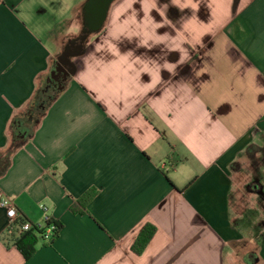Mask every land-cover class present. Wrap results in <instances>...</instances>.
I'll use <instances>...</instances> for the list:
<instances>
[{"label": "crops", "instance_id": "1", "mask_svg": "<svg viewBox=\"0 0 264 264\" xmlns=\"http://www.w3.org/2000/svg\"><path fill=\"white\" fill-rule=\"evenodd\" d=\"M85 2L0 0V156L80 35ZM73 63L0 175L20 217L41 227L49 217L58 237L25 259L0 208V264H229L239 253L264 264L242 167L264 138V0H114ZM147 223L156 233L137 256Z\"/></svg>", "mask_w": 264, "mask_h": 264}, {"label": "trees", "instance_id": "2", "mask_svg": "<svg viewBox=\"0 0 264 264\" xmlns=\"http://www.w3.org/2000/svg\"><path fill=\"white\" fill-rule=\"evenodd\" d=\"M65 84L66 82H63L59 86H53L51 83L47 82V79L42 81L28 103L25 112L13 120L11 124L12 132L10 146L8 150L0 156V175H2L8 168L11 155L23 146L25 141L31 137L34 128L39 124L51 104L60 95L65 87ZM60 86L62 87L61 90L59 89ZM245 157L249 161V171L252 177V185L250 184V186H247L248 190L250 191L252 188L250 192L258 195L259 210L264 213V201H262L264 191L261 184L262 171L264 170V138L261 146L250 145L245 152ZM94 196V191L85 193L79 199V205L85 207L94 198ZM77 209V205H73L71 207V211L74 213L78 212ZM23 221L24 219L20 218L17 224H20ZM50 223L54 224L57 228L54 235V238H57L61 226L55 221H51L48 224ZM155 233L156 227L154 225L149 223L145 224L132 244L131 252L137 256L143 254ZM38 240L39 237L37 236V233L32 230L20 233L15 239L14 245L25 259H29L35 252V245Z\"/></svg>", "mask_w": 264, "mask_h": 264}, {"label": "water", "instance_id": "3", "mask_svg": "<svg viewBox=\"0 0 264 264\" xmlns=\"http://www.w3.org/2000/svg\"><path fill=\"white\" fill-rule=\"evenodd\" d=\"M113 1L86 0L82 11V31L77 38L67 42L62 53L56 58L55 66L47 79L48 83L58 80L61 74L63 82H66L75 73L73 59L84 54L89 36L101 31Z\"/></svg>", "mask_w": 264, "mask_h": 264}, {"label": "built area", "instance_id": "4", "mask_svg": "<svg viewBox=\"0 0 264 264\" xmlns=\"http://www.w3.org/2000/svg\"><path fill=\"white\" fill-rule=\"evenodd\" d=\"M42 210L46 211L45 206H40ZM0 208L5 210L6 217L9 222L8 227L15 226L18 229V233H24L28 231L34 230L37 233V236L39 237V240L45 243H50L55 235V231H57V228L54 224H48L52 220L49 217H45L44 219V226H39L37 224L30 223L26 220H24L22 223H18V220L21 218L19 213L16 210V207L13 203V201L4 196L2 193H0ZM39 231V232H38Z\"/></svg>", "mask_w": 264, "mask_h": 264}, {"label": "rangeland", "instance_id": "5", "mask_svg": "<svg viewBox=\"0 0 264 264\" xmlns=\"http://www.w3.org/2000/svg\"><path fill=\"white\" fill-rule=\"evenodd\" d=\"M79 36V35H78ZM87 42H88V40H87ZM87 44V43H86ZM242 164H243V166L242 167H244L243 169L246 171V172H249V174H250V171H249V169H250V165H249V161L246 159V157L244 158V160H242ZM263 176V175H262ZM250 184L252 185V177H251V174H250V180H249V182L247 183V185L246 186H250ZM263 188H264V186H263ZM251 190H252V188H251ZM250 190V191H251ZM249 191V190H248ZM249 191V192H250ZM245 192H247V190H245ZM253 192V191H252ZM248 193V192H247ZM246 194V193H245ZM251 194H253V193H251ZM247 195V194H246ZM254 196H255V198L257 199V201H259V199H258V196L254 193L253 194ZM252 198H254V197H252ZM245 201L243 202L244 203V207L246 208L247 206H249V205H252V202H251V200L252 199H249V198H245L244 199ZM262 201H264V196L262 197ZM259 205V204H258ZM262 213V214H261ZM257 217H254V216H252V215H245L246 217L245 218H248V220L247 221H249V219H251L252 218V221H254V222H256V221H260V222H262V221H264V213L263 212H261ZM243 255V256H242ZM229 264H259V263H255L254 262V256H252V254H248V253H239V254H237V256H235V258H233L232 259V261H231V263H229Z\"/></svg>", "mask_w": 264, "mask_h": 264}, {"label": "flooded vegetation", "instance_id": "6", "mask_svg": "<svg viewBox=\"0 0 264 264\" xmlns=\"http://www.w3.org/2000/svg\"><path fill=\"white\" fill-rule=\"evenodd\" d=\"M85 47H86V44H85ZM62 83H63V80H62V74H61V76H60V78L58 80L51 82V85H53V86H59Z\"/></svg>", "mask_w": 264, "mask_h": 264}]
</instances>
